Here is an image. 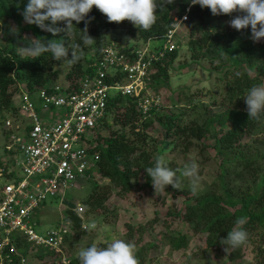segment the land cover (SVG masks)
<instances>
[{
	"label": "trees",
	"instance_id": "1",
	"mask_svg": "<svg viewBox=\"0 0 264 264\" xmlns=\"http://www.w3.org/2000/svg\"><path fill=\"white\" fill-rule=\"evenodd\" d=\"M25 2L26 0H0V134L4 139L3 145L0 146V167L7 168L11 167L19 154L15 150L6 149L7 140L15 132L6 127L5 121L11 117L14 120L22 119L19 107L14 105V101L20 95V86L24 85L22 89L30 97L38 96L42 91L48 94L55 92L60 74L64 73L63 69L66 67L64 81L61 82L64 85L61 89L75 92L86 76L94 78L97 75V63L102 57L100 48L120 41V36L115 31L117 22H108L107 17L95 7L84 20L72 22V36L67 37L63 32L54 35L36 25L25 23L21 15ZM158 2L162 4V8H156L155 22L149 30L139 29L130 22L132 28L128 34L137 45L123 47L129 58L133 56L135 48H140L139 43L149 38L164 36L172 28L175 0L171 3L167 0ZM187 2L183 0L175 3L180 16L185 13ZM238 13L243 15L241 12ZM211 15L209 9L194 5L185 24L190 27L193 35L187 43L194 53L193 60L202 58L211 63L217 60L212 72H223L217 81L225 83L224 92L220 93L219 99L216 93L211 92L208 96L213 105L221 107L219 112L209 114L207 110H203L198 117L188 121V113L202 102L200 97H203L198 93L192 96L188 91L186 93L181 91L187 107L171 106L173 113L171 115L163 113L162 110L167 108V104H164L158 109L153 107L149 114L144 116L136 107L137 97L113 96L108 101L106 118L95 128L96 136L90 148L91 153L99 154L96 162L99 167L98 175L109 182L107 185H98L95 181L89 197L83 204L89 207L90 211H97L99 215L105 216L108 211L106 200L110 198L113 189L119 190L120 194L132 191L139 175L147 174L145 169L154 166L157 156L163 157V149L170 147V152L176 156H187L195 149L204 157V152L214 148L218 151L215 156L221 160L220 173L214 181L203 188H196L195 192L192 191V187L181 186L180 181L184 176L180 175V170L187 164L179 166L173 160L166 164L179 177V185L177 188L169 185V189L177 194L191 196L192 204L185 207L184 213L181 214V223L184 230L206 235L205 250L219 251L223 248L219 240L226 237L236 218H245L246 222L242 227L247 232L246 241L238 247L229 249L228 259L234 261L241 258L243 246L253 238L261 237L260 245L264 244V149L263 151L255 149L253 145L243 142L247 137L252 138L258 131V125L262 123V115L256 119L249 118L243 97L251 86L263 84L264 39L254 43L250 39L249 29L236 30L230 27L228 21L236 15L222 14L219 19ZM62 24L63 22H58V25ZM85 27L87 35L94 42L88 46L82 45L83 55L72 65L63 60L52 59L51 54L47 52L40 57L31 58L20 53L18 49L24 46L26 40L33 38L45 41L62 39L66 47L69 44L75 45L81 42L80 38L84 35L81 31ZM10 28H15L16 32L10 33ZM178 50L168 53L165 58L151 65L155 70L150 75L152 93L169 86L168 68L178 57ZM61 67L62 70L58 69ZM112 117L115 123L107 121ZM154 122L163 127L162 136L166 140H162L161 146L156 145V141L149 135L151 133L146 130L153 126ZM107 126L113 128V133L105 139H100L99 129ZM156 148L158 150H155ZM201 171L202 169H199V172ZM9 176L14 178L15 172ZM145 183L151 184L148 174ZM65 216L71 233L63 245L67 250L68 247L65 245H68V242V246H74L72 239L77 241L85 236L87 231L82 229L83 219L73 210L66 209ZM168 237L169 245L173 249H184L188 246L182 230L179 231V235ZM11 238L20 255L27 258L29 244L17 233H12ZM91 244L93 243L89 245ZM154 244H147L140 249L136 254L138 264L148 263L144 255L147 250L144 248L154 247ZM99 246L106 244L101 243ZM35 255L39 260L50 257L52 264H60L55 253L48 249L40 248ZM12 259V262L6 261L4 264H21L19 254ZM73 263L79 264L78 257L73 258Z\"/></svg>",
	"mask_w": 264,
	"mask_h": 264
},
{
	"label": "rangeland",
	"instance_id": "2",
	"mask_svg": "<svg viewBox=\"0 0 264 264\" xmlns=\"http://www.w3.org/2000/svg\"><path fill=\"white\" fill-rule=\"evenodd\" d=\"M181 1L183 0H176V3ZM176 7L177 6H175V8ZM231 14L238 15L239 13L238 11H234ZM221 15L222 14L211 15V17L219 19ZM186 20L187 17L185 15L181 19V21L185 22H183V24L179 22L178 24V32L175 39H182L179 42V54L176 60L168 68L169 86L163 87L161 91L164 95L162 97L165 104H167V108L162 110L166 115H171V106L175 107L178 105L180 108L187 107L181 91H184L185 93L188 91L192 96H195L196 93L199 95L202 94L203 97H200L202 102H199L194 110H190L188 113L187 119L190 121L198 117L203 110H207L209 114L219 112L221 107L213 105L212 100L209 99L208 96L211 92L216 93L219 99L220 93L225 90V83L220 80L217 81V78L223 74L222 71L212 72V67L217 60H214L213 63L202 58L193 60L194 53L187 45L193 35H191L190 27L185 24ZM130 28H132V24L127 20L118 22L115 25V31L120 36V41L105 46L112 49V55L114 51V56H123L127 58V53L124 52L123 47L126 44L131 46L134 44L135 46L137 45V42H135L130 34H128ZM151 42L152 46H162L164 44V40L162 39H153ZM126 58L123 59L124 66L128 59ZM123 65L116 67L114 80H118ZM58 69L62 70L63 68L61 67ZM63 70L64 73L60 74L58 83L64 81V74L67 68L65 67ZM253 70L256 71L255 68ZM254 76L255 75H252V77ZM262 80L264 84V78ZM23 86L24 85H21L20 87L24 88ZM148 89H151L149 85ZM14 105L16 107L19 106L18 100L14 101ZM55 111L57 115H55L54 120L56 121L59 114L62 112V109L57 108ZM114 115H116V113ZM10 119L13 118L11 117ZM113 119V117L110 120L108 118L107 121L115 123V120ZM162 128L163 127L159 123L154 122L153 126L146 129L151 133L149 135L156 141V145L158 146L162 145L163 139L166 140V138H163L162 136ZM257 130L258 131L255 132V135L252 138L247 137L243 142L250 146L253 145L255 149L263 151L264 115H262V123L258 125ZM21 132L22 131L19 133ZM98 132L100 134L99 138L105 139L113 133V128L108 126L106 128L102 127ZM95 136L96 131H94L93 134L88 135L90 145L94 142ZM3 141L4 139H2V135L0 134V146L3 145ZM155 150L158 149L156 148ZM217 152L218 151L214 148H210L207 152H204V158L194 149L187 156H176L173 152H170V147H167L163 149L162 156L166 163L174 160L179 166L196 163L197 177H183L180 181V185L192 187L193 181H195L196 188H203L214 181L220 173L221 160L215 156V153ZM154 154L156 155L157 152H154ZM17 160L22 163L23 156L18 154ZM199 169H202V171L199 172ZM16 171L21 177L22 174L20 168L16 167ZM146 175V173H141L139 175L136 184L133 185L132 191L120 194L119 190L113 189L110 198L106 200L108 211L105 216L99 215L100 213L97 211H90V208L86 206L83 215L84 220H92L95 223H93L91 227L89 226L85 236H82L77 241L72 239V242L75 243L74 246H68V242V245H65L68 247L66 250V248L63 247L64 244L60 243L62 253H58L59 251L55 250V255L57 257L56 260L60 264H64V259H71L72 257L73 260V258L78 257V251L81 248L87 247L90 243H95L97 246L101 243L107 245L111 240L118 238L133 246V254L135 257L142 247H146L147 244L155 243L154 247L144 248V250H147V252L144 253L147 257V264H264V250L262 251V249H264V244L260 245L261 237H255L251 242L245 243L242 248L241 258L234 261L228 259L230 250L228 253H226L223 248L219 251L214 249L205 250L204 237L206 235L193 234L190 230H184L181 223V214L184 213L185 207L192 204L191 196L187 197L172 192L169 189V185L155 192L152 184L147 185L145 183ZM95 181L98 185H107L109 182L103 177H100L98 175V170H95L92 174V178L78 180L73 187L67 189L63 196V200L61 196L48 197L44 207L40 208L34 215L33 221L36 224V231L39 233H45L46 231L64 227L65 232L68 233V235H71L70 231H68L70 228V226L68 227L69 223L66 222V205L76 206L79 203L83 204V202L89 197ZM181 230L182 233H185L186 235L188 246L184 249H173L171 245H169L170 238L168 236H177ZM68 235L66 234V236ZM259 246H261V248H259ZM28 248L31 249V246L29 245ZM35 250H38V248ZM35 250L32 249L30 250L31 252L27 254L28 264H52V260H49L50 257L45 258L44 260L35 258Z\"/></svg>",
	"mask_w": 264,
	"mask_h": 264
},
{
	"label": "built area",
	"instance_id": "3",
	"mask_svg": "<svg viewBox=\"0 0 264 264\" xmlns=\"http://www.w3.org/2000/svg\"><path fill=\"white\" fill-rule=\"evenodd\" d=\"M173 31L169 34L172 38ZM114 48V47H113ZM175 48L171 44L169 50ZM115 49V48H114ZM164 50L150 51L148 47L138 51L135 57H117L102 53L97 63V75L86 76L78 90L66 92L59 87L56 91H42L38 95L40 114L35 102L27 92H21V111L27 117L26 126L6 122L8 128L17 130L10 137L6 149L15 150L23 156V162L15 158L11 167H0V264L12 262L20 255L12 242V233L25 240L31 248H51L61 251L64 230L39 233L35 229L34 215L44 207L48 197L63 196L79 179L89 176L97 167L99 156L90 153L88 135L106 118L108 101L115 95L137 99L136 107L148 115L153 107L161 106L160 94L148 91L151 65L162 59ZM127 59L125 66L123 59ZM121 67L122 79L114 80L116 67ZM110 82H109V81ZM62 109L58 119L55 109ZM20 131L23 134H18ZM21 135V136H20ZM20 168L22 176L16 171ZM15 172V177L9 175ZM65 203V199H64ZM84 219L82 204L69 206ZM91 227L84 222L83 228ZM64 264H76L66 258Z\"/></svg>",
	"mask_w": 264,
	"mask_h": 264
},
{
	"label": "clouds",
	"instance_id": "4",
	"mask_svg": "<svg viewBox=\"0 0 264 264\" xmlns=\"http://www.w3.org/2000/svg\"><path fill=\"white\" fill-rule=\"evenodd\" d=\"M187 1L188 2H187V7L185 9V13L180 16L178 8L177 7L175 8L176 4H178L179 2L176 3L175 0L176 4L173 3L174 5L173 12L175 13L173 16L174 22L172 28L169 29L167 31V34L164 36L149 38L146 41L139 43L138 45L140 48H135V50L132 52L133 53L132 57H135L138 51L143 50L145 47H148L150 51H155V52H158L159 50L162 51L165 48V53L163 58H165L168 53L173 52L176 49H179L180 45L178 39H175L176 34L178 32V24L179 22L181 24L185 22V21H181V19L185 15L187 17L186 22L188 21V14L190 12L191 7L194 5H198L202 9L203 8L209 9L212 15L231 14L234 11L241 12L243 13V15L233 16L228 21L229 26L236 30L249 29L250 39L254 43L260 42L262 39H264V0H187ZM167 2L171 3L172 0H167ZM93 7H95L101 13H103L107 17L108 22L118 23L127 20L130 21L135 27L147 31L152 27V25L155 22L156 8L157 7L162 8V4H160L158 0H26L21 15L23 21L29 25H36L40 29L52 33L54 35L56 33L63 32L67 37H71L72 27H73L72 22L73 21L80 22L84 20ZM58 22H63L62 26L58 25ZM9 31L10 33L14 34L16 32V29L10 28ZM171 31H173L172 38L169 37ZM81 33L84 34L80 38L81 42L75 45L69 44L66 47L65 42L62 39L45 41L39 38H33L26 40L24 46L18 47V49L20 53L27 55L31 58L40 57L43 53L47 52L51 54L52 59L57 61L63 60L68 65H72L81 59L83 55V52L81 50L82 45L88 46L94 42V40L87 35L86 27L83 31H81ZM153 39H162L164 40V44L162 46H152L151 40ZM171 44L175 45V48L173 50H169ZM100 52L108 53L110 55L112 49L110 47H101ZM69 53H70V58H68ZM153 73L154 72H152V74ZM123 77L124 75L122 73L119 74V79H122ZM60 85L63 84L58 83L56 85V88L57 87L61 88ZM161 90L155 93L160 94L162 97L164 95ZM148 91L151 92V89H148ZM21 92H26V91H24L20 87L19 89L20 95L19 98H17L16 100H18L19 103L18 107H19V113L21 115L20 117H22V119L24 120L6 119L5 124L7 121H10L13 125H20V126H26V124L28 123L27 117L21 111V105H22ZM31 99L35 102L38 112L42 114L43 112H41V104H40V100L38 99V96L31 97ZM243 100L246 105V112L250 119H256L259 118L261 115H264V84H256L251 86L248 89L246 95L243 97ZM161 102H162L161 105L165 104L163 97ZM9 129L13 130L14 132L17 131L11 127ZM18 134L22 135L23 132ZM8 141L9 140H7L6 145L8 144ZM96 155L99 156V154ZM98 169L99 167L97 166L95 169L89 171L88 177H84L83 179H79V180L92 178L93 172ZM145 170L148 176L151 178V184L155 192L168 185H171L173 188H177L179 185V177H177L176 173L167 166L163 157L157 156L155 159L154 166L148 167ZM180 175L184 177L196 178L197 164L190 163L185 165V167L182 170H180ZM192 191L193 192L196 191L195 181H193ZM82 205L86 207L84 204ZM66 206L67 209H71L69 208V205ZM84 222L87 223L88 225L95 223L92 220L87 221L83 219V223ZM245 222L246 220L244 217L236 218L232 228L227 231L226 237L219 240V244L223 246L224 251L226 253H228L230 248L238 247L246 241L247 232L242 227L245 224ZM69 226L70 225H68V227ZM58 229L64 230V227H59L55 230ZM69 229L68 231H70ZM82 229H83V224H82ZM84 230L88 231V228ZM66 234L68 235V233L66 232L63 235L62 244H65L64 242L67 237ZM32 249L35 250L34 248H31L30 250ZM45 249H48L55 253V249H51V248H45ZM36 251L38 250H35L34 253ZM58 253H62V251H59ZM77 256L79 259V264H138L137 259L133 254V246L118 238L111 240V242L108 243L106 246H97L95 243H93L88 247L81 248L78 251ZM25 259H26L25 263H27V258L25 257ZM70 260H72V257Z\"/></svg>",
	"mask_w": 264,
	"mask_h": 264
}]
</instances>
